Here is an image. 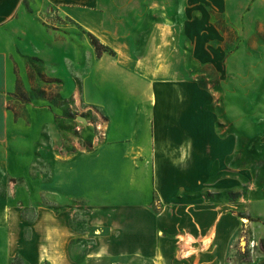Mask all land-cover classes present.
I'll return each instance as SVG.
<instances>
[{
  "label": "rangeland",
  "instance_id": "1",
  "mask_svg": "<svg viewBox=\"0 0 264 264\" xmlns=\"http://www.w3.org/2000/svg\"><path fill=\"white\" fill-rule=\"evenodd\" d=\"M30 1L37 51L0 115L3 263L206 264L216 229L191 241L216 209L224 260L264 264V41L246 39L258 26L240 0H169L162 28L159 12H109L91 27L114 52L100 57L90 31ZM96 163L92 214L78 173ZM62 165L69 193L54 189Z\"/></svg>",
  "mask_w": 264,
  "mask_h": 264
},
{
  "label": "crops",
  "instance_id": "2",
  "mask_svg": "<svg viewBox=\"0 0 264 264\" xmlns=\"http://www.w3.org/2000/svg\"><path fill=\"white\" fill-rule=\"evenodd\" d=\"M45 3L55 11L57 10L65 18L90 31L97 39L99 37L93 33L91 27L109 12L120 13L121 10H128L129 13L132 9L140 10L141 13L142 11H148V15L144 13L141 16H137V18L146 16L148 19H151L153 14L159 12L161 18L159 26L162 28L168 26V9L173 7L172 3L169 5V0H45ZM33 7L34 4L30 0H0V115L4 117L7 116L4 109L7 98L14 91L13 69L15 64L23 63L25 53L32 55L37 51V43L34 41L33 33L30 30L34 15ZM239 9L247 10V15L254 17L257 21V30H255L253 36H248L246 39L264 41V0H240ZM260 12L261 15L259 14ZM117 17L120 18V15H117ZM122 18H124V15H122ZM7 132V124L1 121L0 191L4 185V169L8 165L7 147L3 140L6 138ZM31 164L32 166L36 165L35 161ZM66 166L62 165L60 167L63 172L61 171L58 176L56 175V182H53V184L55 190L57 186L58 188H63V192L69 193V190L72 189H69L71 182H68V179L72 178V175L69 173L70 169L65 168ZM93 170H96L97 173H94ZM101 170V167L96 163L95 167H90L89 172L83 173L80 170V173H78L80 194L85 196L90 194V197L94 194L95 205L89 209L92 214L99 210L98 199L103 195ZM6 201V194L0 193V264H6L2 261L4 246L6 247L5 244L2 245V242H7L9 227L7 223L8 206L6 203L3 204ZM215 212L216 209L212 212L214 221L211 226L207 228L196 226V237L198 236L199 238L197 237L198 239H195L196 241L193 244H200L203 236L210 234L212 230L216 229V235L212 238L208 248L209 261L206 264H229L231 261L224 260L223 255L229 245L226 238V235H229V219L225 218L224 214H216ZM95 256L100 257L101 255L97 252Z\"/></svg>",
  "mask_w": 264,
  "mask_h": 264
},
{
  "label": "trees",
  "instance_id": "3",
  "mask_svg": "<svg viewBox=\"0 0 264 264\" xmlns=\"http://www.w3.org/2000/svg\"><path fill=\"white\" fill-rule=\"evenodd\" d=\"M88 37L90 39L91 45L94 47V49H95V51L99 57L102 56L103 53H108L109 55L114 56V52L110 48L102 45L99 42V40L97 38H95L93 35L88 33ZM262 246H263V250H264V240L262 241Z\"/></svg>",
  "mask_w": 264,
  "mask_h": 264
},
{
  "label": "bare ground",
  "instance_id": "4",
  "mask_svg": "<svg viewBox=\"0 0 264 264\" xmlns=\"http://www.w3.org/2000/svg\"><path fill=\"white\" fill-rule=\"evenodd\" d=\"M183 241H184V239L181 242H183ZM191 243H194V241H191ZM210 243H211V240L206 241L205 246H208ZM186 256H189V254H186Z\"/></svg>",
  "mask_w": 264,
  "mask_h": 264
},
{
  "label": "built area",
  "instance_id": "5",
  "mask_svg": "<svg viewBox=\"0 0 264 264\" xmlns=\"http://www.w3.org/2000/svg\"><path fill=\"white\" fill-rule=\"evenodd\" d=\"M254 246H255V243L252 241V242L250 243V248L253 249Z\"/></svg>",
  "mask_w": 264,
  "mask_h": 264
}]
</instances>
